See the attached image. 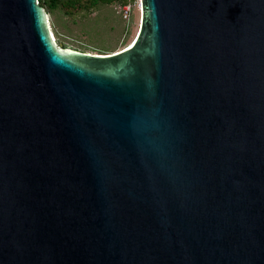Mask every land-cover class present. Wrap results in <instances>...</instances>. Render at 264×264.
Here are the masks:
<instances>
[{"label":"water","instance_id":"1","mask_svg":"<svg viewBox=\"0 0 264 264\" xmlns=\"http://www.w3.org/2000/svg\"><path fill=\"white\" fill-rule=\"evenodd\" d=\"M140 1L92 54L0 0V264H264V0Z\"/></svg>","mask_w":264,"mask_h":264},{"label":"rangeland","instance_id":"2","mask_svg":"<svg viewBox=\"0 0 264 264\" xmlns=\"http://www.w3.org/2000/svg\"><path fill=\"white\" fill-rule=\"evenodd\" d=\"M116 3L99 5L89 14L46 13L47 26L55 46L84 53L118 51L136 35L140 11L131 8L126 16Z\"/></svg>","mask_w":264,"mask_h":264},{"label":"trees","instance_id":"3","mask_svg":"<svg viewBox=\"0 0 264 264\" xmlns=\"http://www.w3.org/2000/svg\"><path fill=\"white\" fill-rule=\"evenodd\" d=\"M37 2L46 13H53L56 10L71 17L89 14L99 5L111 3L122 5L127 0H37Z\"/></svg>","mask_w":264,"mask_h":264},{"label":"built area","instance_id":"4","mask_svg":"<svg viewBox=\"0 0 264 264\" xmlns=\"http://www.w3.org/2000/svg\"><path fill=\"white\" fill-rule=\"evenodd\" d=\"M140 4H141L140 0H127L125 4L118 6L120 7L119 9L123 13V16H126L131 8H135L138 11H140Z\"/></svg>","mask_w":264,"mask_h":264},{"label":"bare ground","instance_id":"5","mask_svg":"<svg viewBox=\"0 0 264 264\" xmlns=\"http://www.w3.org/2000/svg\"><path fill=\"white\" fill-rule=\"evenodd\" d=\"M48 30H49V28H48ZM49 34H50V31H49ZM51 34H52V33H51ZM51 34H50V37H51V39H52ZM52 41H53V39H52ZM131 42H132V40H131ZM131 42L128 44V46H130ZM125 47H127V46H125ZM125 47H124V48H125ZM114 52H115V51H114Z\"/></svg>","mask_w":264,"mask_h":264}]
</instances>
